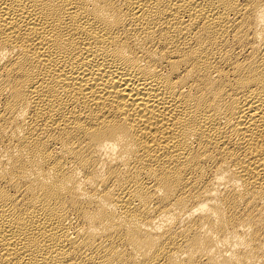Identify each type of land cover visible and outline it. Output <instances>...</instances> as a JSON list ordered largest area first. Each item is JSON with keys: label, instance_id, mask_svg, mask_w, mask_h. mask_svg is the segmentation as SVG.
Listing matches in <instances>:
<instances>
[{"label": "bare ground", "instance_id": "bare-ground-1", "mask_svg": "<svg viewBox=\"0 0 264 264\" xmlns=\"http://www.w3.org/2000/svg\"><path fill=\"white\" fill-rule=\"evenodd\" d=\"M0 264H264V0H0Z\"/></svg>", "mask_w": 264, "mask_h": 264}]
</instances>
